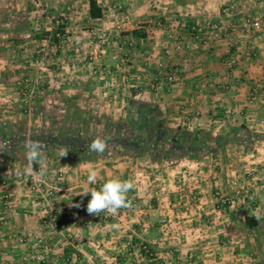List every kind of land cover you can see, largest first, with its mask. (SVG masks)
Returning <instances> with one entry per match:
<instances>
[{"label":"crops","instance_id":"crops-1","mask_svg":"<svg viewBox=\"0 0 264 264\" xmlns=\"http://www.w3.org/2000/svg\"><path fill=\"white\" fill-rule=\"evenodd\" d=\"M14 1L0 0V31L16 34L0 44V54L26 50L23 37L32 26L21 16L36 13L41 35L62 15L72 39L54 43L51 60L63 71L41 75H53L56 83L78 81L84 89H50L34 96L33 120L20 109L18 90L0 89V112L6 113L0 125L6 129L25 140L50 131V121L36 118L42 112L43 121L49 112V97L70 118L78 111L83 117L99 112L124 118L133 112L129 102L134 101L154 106L151 116L164 127L209 132L210 145L218 135L240 141L215 152L158 161L119 147L102 155L88 150L89 156L67 152L61 157L62 146H45L47 174L41 178L22 174L25 147L12 150L4 140L0 264H264V218H256L264 217V24L251 34L234 27L246 16L264 13V0H238L231 14L221 13L224 0H97L103 9L99 19L90 18L88 0H40L41 10L30 12L15 9ZM94 30L109 34L110 43L97 45L90 35ZM177 41L181 50L174 49ZM20 59L3 62L0 79H26L24 66L17 76L9 70L14 62L27 64ZM90 65L98 75L86 73ZM173 69L175 79L167 82L164 77ZM89 169L99 173L92 187L115 177L134 181L133 205L121 209L119 218L87 212L91 197L80 194ZM36 179L52 194L30 190ZM50 215L59 220L56 230L49 226ZM245 216L257 219L255 229L245 227ZM39 236L51 249L44 262L35 259Z\"/></svg>","mask_w":264,"mask_h":264},{"label":"trees","instance_id":"trees-1","mask_svg":"<svg viewBox=\"0 0 264 264\" xmlns=\"http://www.w3.org/2000/svg\"><path fill=\"white\" fill-rule=\"evenodd\" d=\"M88 14L92 19H99L103 16V9L97 0H88ZM65 23L61 17L55 19L50 32H43L41 35L48 36L50 41L58 43L64 36ZM130 34L138 36L142 33L139 30H132ZM1 50V48H0ZM134 107L133 112L118 120L105 117L102 124V134L95 135L89 132L88 124L92 118L86 115L80 120L79 127L75 131L68 129L63 133L53 134L50 131L34 134L31 139L42 141L45 146H62L68 154L79 155L89 150L88 144L97 136L111 137L109 149L121 148L133 156H148L152 160L167 158L172 156L195 155L198 153L215 152L223 148L227 143L238 142V138L227 139L224 136H216L213 145L208 141L212 139L209 132L200 130H190L188 128H167L164 127L157 116H151L155 107L146 103L129 102ZM78 113L73 114V119H78ZM143 132H145V142H143ZM191 138H194L190 142ZM8 141L10 148L16 150L24 147V138L11 128L0 125V140ZM22 141V144L20 143ZM240 141V140H239ZM245 145V144H242ZM106 153V152H105ZM104 153V154H105ZM2 163L0 162V167ZM244 225L247 229H255L258 221L254 216H245Z\"/></svg>","mask_w":264,"mask_h":264},{"label":"rangeland","instance_id":"rangeland-1","mask_svg":"<svg viewBox=\"0 0 264 264\" xmlns=\"http://www.w3.org/2000/svg\"><path fill=\"white\" fill-rule=\"evenodd\" d=\"M44 3V2H43ZM50 3V1H49ZM56 4V3H55ZM58 4V3H57ZM48 7V1H47V5H46V1H45V5L44 7ZM14 7L15 9H19L21 10L20 8H25L27 10H24L25 12L26 11H40L41 10V3H40V0H16L14 1ZM43 7V8H44ZM45 7V8H46ZM52 10V8L50 9ZM59 12H61V9H58ZM23 15V14H22ZM36 13H29L28 16L25 17V15L21 16V20L23 21H26V23L29 25L32 26V28H28V33L26 32L24 34V40L27 41V48L26 50H11V49H8V50H2L1 51V54H0V68H1V64L2 66L5 64L3 62L7 61L8 59H11V60H18L19 63H20V58H25L24 60H26L27 64L25 65H18V61L17 62H14V65H10V72H16V76H17V72L18 69L20 70V67H23V71H28L29 74L26 75V79H24L22 76L20 77H16L14 80H2L0 79V89H6V88H12L13 90H18L19 94V98H20V102L22 103V107L20 108L21 110H26L27 111V115H26V118H28V120H33V108H34V96L42 93V92H50V89L55 91V90H58V91H63V90H69V88L73 87L74 90H82L84 89L82 87V83L78 82V81H74V80H63V81H60V82H55L54 81V76L51 75V77L47 76V73L46 75H41V74H44L46 71H48V73H51L52 71L56 72V73H61L63 71V68L61 64H56V63H52V60L53 58L52 55L54 54L55 52V49L53 47L54 43L50 41L49 37L48 36H43V35H40L38 33V29H35L36 27V24H37V15ZM59 17L63 18L62 15H58ZM59 17H55L54 19H58ZM30 22V23H29ZM29 25V26H30ZM95 33H102V32H105V31H95ZM106 33V32H105ZM28 34V35H26ZM107 34V33H106ZM71 33H68V30H65L64 29V36L61 38V40L65 41V42H68V40H71L72 37L70 36ZM90 35L91 37H94V41L96 43V37H95V34H93L92 32H90ZM107 43H110V38H109V34H107ZM16 37V34H13V33H10L8 31H4V30H1L0 31V44L3 45V42H5L6 44V41L7 40H11L13 38ZM106 43V44H107ZM97 44V43H96ZM105 44V45H106ZM98 45V44H97ZM103 45V46H105ZM41 48H44L43 50H41ZM52 59V60H51ZM24 60H22L24 62ZM35 60H42V63H38L40 61H35ZM94 60V59H93ZM92 59L89 60L90 62L93 61ZM94 66L93 65H90L87 69V74L90 75V76H95V75H98V72L97 73H93L94 70H96V68H93ZM58 68V69H57ZM22 70V69H21ZM21 74V73H19ZM53 74V73H51ZM12 74H10L11 76ZM15 76V75H14ZM61 78V76H58ZM23 78V79H22ZM21 81V83L19 84L18 82ZM69 85H68V83ZM1 95V94H0ZM50 99V100H49ZM48 99V103L49 105L52 104L50 107H49V112L47 113H43V121L40 119V115L42 114V112L38 113L37 114V119H39L40 122H48L50 121L51 124L49 125H52V129L51 131L53 132V134H58L59 132L60 133H63L64 131L68 130V129H71L72 131H75L76 128H78L80 125V120L83 118V115L82 113H80L79 111L77 112L78 115H79V118L78 119H73V118H70L68 115V113L64 112V111H59L57 109V106L58 104L56 103L58 100L56 99H53V97H49ZM17 108V107H16ZM19 111V109H15L14 111ZM64 112V113H63ZM80 113V114H79ZM86 113V112H85ZM3 115H6V113H2L0 112V119H5ZM16 115H18L16 113ZM87 115V114H86ZM89 116H91L92 120L91 122H89L88 124V129H89V132L95 134V135H99L100 133L102 134L103 130H102V124H103V120L105 117H110L111 119L113 120H118V119H122L120 116H117V117H112L111 115L108 116V114L106 113V115H103L99 112H95V113H92V114H88ZM23 118V117H22ZM21 120V119H20ZM49 122V123H50ZM44 126V124H43ZM44 131H49V129L47 128L46 130H43ZM69 131V130H68ZM145 132H143L142 136H143V142H145ZM5 139H2L0 140V154H5V150L7 148V143L5 142L4 144L3 141ZM51 151V149H49ZM59 150H61V152H63V147H59ZM109 151H113L112 149H108L107 152ZM87 152V151H86ZM90 152V151H88ZM86 153L84 156H89L91 154L89 153ZM93 152V151H91Z\"/></svg>","mask_w":264,"mask_h":264},{"label":"clouds","instance_id":"clouds-1","mask_svg":"<svg viewBox=\"0 0 264 264\" xmlns=\"http://www.w3.org/2000/svg\"><path fill=\"white\" fill-rule=\"evenodd\" d=\"M111 137L97 136L89 144L88 148L98 154H104L110 147L109 141ZM26 149L27 164L24 167L22 174L36 173L41 178L47 174V159L43 154L45 144L40 140L31 138L24 141ZM67 155V151L61 153V157ZM34 164L38 165V170H34ZM99 173L95 169H89L86 174V182L80 195L89 196L91 199L87 204V212L90 215L99 216L105 213L110 216H115L121 209H127L132 206L129 199L130 191L135 190V183L132 179H121L119 177L107 179L99 188L92 187L97 184ZM79 205H77L78 207ZM256 218L262 219L259 214ZM114 228L118 225H113Z\"/></svg>","mask_w":264,"mask_h":264},{"label":"built area","instance_id":"built-area-1","mask_svg":"<svg viewBox=\"0 0 264 264\" xmlns=\"http://www.w3.org/2000/svg\"><path fill=\"white\" fill-rule=\"evenodd\" d=\"M238 0H224V4L222 5V8H221V13L223 14H231L233 12H235L238 8ZM262 24H264V13H260V14H256L254 16H246L244 17L236 26L234 27H238L240 28L242 31L248 33V34H251L252 32L260 29V27L262 26ZM214 27V25H213ZM192 30H196V27L195 26H192L191 27ZM93 34H95V39H96V43L99 45V46H103L107 43V34L105 32H98V33H95L94 31L92 32ZM183 47V44L180 42V41H177L175 44H174V49L175 50H181ZM44 48H41V50H43ZM36 62L37 61H40L38 63H42V60H35ZM177 69H173L172 71L168 72L164 79L167 81V82H173L174 79H175V71ZM98 70H94L93 73H97ZM19 84L21 83V81L18 82ZM44 182L42 181V179H36L34 180L31 184H30V190L32 191H36L38 193H40L41 195H51L52 194V188H44ZM132 204V202H131ZM133 205V204H132ZM132 207V206H131ZM130 207V208H131ZM120 213H121V210L119 211V213L115 216H110V215H107L105 213H101L100 216L104 217V218H108V219H111V220H114V219H117L119 218L120 216ZM49 226L51 229L53 230H56L58 227H59V220L54 216V215H50L49 216ZM17 241L19 244H24L25 243V239L23 237H18L17 238ZM35 246H36V253H35V259L38 261V262H44L50 255V246L47 242V240L45 238H43V236H39L36 238L35 240ZM146 246H142V249H145Z\"/></svg>","mask_w":264,"mask_h":264}]
</instances>
